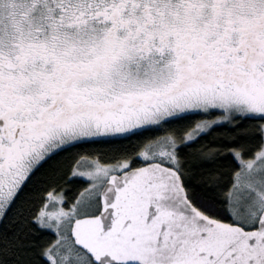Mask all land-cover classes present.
<instances>
[{"label":"snow or ice","instance_id":"snow-or-ice-1","mask_svg":"<svg viewBox=\"0 0 264 264\" xmlns=\"http://www.w3.org/2000/svg\"><path fill=\"white\" fill-rule=\"evenodd\" d=\"M0 264H264V0H0Z\"/></svg>","mask_w":264,"mask_h":264}]
</instances>
